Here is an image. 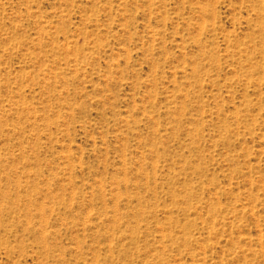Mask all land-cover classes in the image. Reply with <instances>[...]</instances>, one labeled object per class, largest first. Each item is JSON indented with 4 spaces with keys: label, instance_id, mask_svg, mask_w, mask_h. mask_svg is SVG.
Listing matches in <instances>:
<instances>
[{
    "label": "rangeland",
    "instance_id": "1",
    "mask_svg": "<svg viewBox=\"0 0 264 264\" xmlns=\"http://www.w3.org/2000/svg\"><path fill=\"white\" fill-rule=\"evenodd\" d=\"M0 264H264V0H0Z\"/></svg>",
    "mask_w": 264,
    "mask_h": 264
}]
</instances>
